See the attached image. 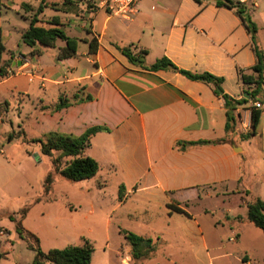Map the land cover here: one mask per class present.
<instances>
[{
	"label": "crops",
	"instance_id": "crops-1",
	"mask_svg": "<svg viewBox=\"0 0 264 264\" xmlns=\"http://www.w3.org/2000/svg\"><path fill=\"white\" fill-rule=\"evenodd\" d=\"M52 1L57 4L55 10L76 13L81 22L78 29L87 35L73 37L84 43V49L78 45L71 59H59L63 42L56 48L37 47L30 69L35 72L31 78L40 81L41 99L34 119L27 118L28 125L36 123L41 135L80 136L93 127L107 128L108 132L92 137L85 155L99 163L95 177L105 168L120 175L128 191L134 187L136 192L172 198L179 193L198 194L201 186L241 185L246 179L248 184L255 178L260 187L254 195L264 201V86L257 134L247 140L242 137L250 130L252 101L237 107V125L232 132L226 131L228 110L222 95L240 100L252 92L238 72L250 73L256 63L251 34L235 9L219 7L215 0H141L135 16L125 20L107 13L99 0H73L68 6L62 0ZM233 1L247 8L257 27V44L264 51V0ZM100 11L108 16L99 29L95 18ZM93 38L99 44L95 54L87 43ZM130 46L137 48L135 52H148L147 65L167 58L181 70L222 78L221 93L211 84L177 72H151L133 65L118 49ZM49 50L51 66L42 65L40 57ZM61 96L70 100L91 96L92 100L53 111ZM199 142L210 143L184 149L179 145ZM0 228L10 237L0 232V252L8 258L15 225L5 220ZM236 236L230 240L238 241L239 233ZM203 244L207 246L204 238ZM93 259L94 254L91 264ZM241 263L251 264L247 253Z\"/></svg>",
	"mask_w": 264,
	"mask_h": 264
},
{
	"label": "rangeland",
	"instance_id": "rangeland-1",
	"mask_svg": "<svg viewBox=\"0 0 264 264\" xmlns=\"http://www.w3.org/2000/svg\"><path fill=\"white\" fill-rule=\"evenodd\" d=\"M40 2L0 0V42L6 48L0 63V221H9L8 215H17L25 206H31L23 225L40 239L42 250L80 245L85 237L95 248L92 264H134L122 231L153 240L154 252L139 264H242L245 253L251 264H264V233L248 221L247 215V204L260 197L254 195L260 187L255 178L248 184L246 179L241 185L201 186L198 194L179 193L172 198L136 192L134 187L128 191L123 185L125 195L121 201L120 175L103 168L98 177L80 182L56 175L50 192H45L44 179L53 168L40 145L31 142L44 136L41 127L26 123L27 118L36 116L41 87L39 80L31 78L35 75L30 69L35 65L33 48L22 39L31 13L21 9L23 3L37 8ZM53 2L48 0L51 7L44 10L41 20L47 22L59 16L66 22L63 30L68 36H86V31L78 29L81 22L77 14L55 10ZM106 16L100 11L95 18L99 29ZM79 47L82 51L84 43L80 42ZM51 52L40 57L42 65L51 66ZM22 132L26 136L22 137ZM177 202L189 216L170 214L168 205L177 206ZM0 232L10 239L7 230L0 228ZM11 232L12 253L1 264H32L35 252L14 228ZM236 233L240 239L233 242L230 238H236Z\"/></svg>",
	"mask_w": 264,
	"mask_h": 264
},
{
	"label": "trees",
	"instance_id": "trees-1",
	"mask_svg": "<svg viewBox=\"0 0 264 264\" xmlns=\"http://www.w3.org/2000/svg\"><path fill=\"white\" fill-rule=\"evenodd\" d=\"M62 1L64 5L73 2V0ZM196 1L200 2V0ZM215 2L219 7L235 9L237 15L241 18L243 24L251 34L253 49L256 55V63L249 70L250 73H245L242 70H239L238 72L243 84L253 88L252 92H248L249 99L242 98L240 100H235L227 94L222 95L228 110L226 131L232 132L237 125L238 118L240 117L239 115L236 117L234 113L237 107L247 104L249 101H252V103L260 101L261 91L264 86V51L261 50L257 44V27L252 22L250 13L245 6L233 0H215ZM54 5L56 6L57 4ZM48 7L51 6L46 0H41L40 5L37 8L26 3L21 5V9L31 13V15L26 18L29 21V27L23 33V42L33 48V51L31 52L32 58L38 53L37 47L56 48L59 41L65 43L63 47L59 48V59L66 60L74 58L78 52L79 40L77 38L69 37L66 34L63 30L64 25L58 16L52 17L47 22L41 20V14H43L44 10ZM40 23H44L45 25H40ZM87 43L89 44L90 53L95 54L99 46L97 39L93 38ZM118 49L130 63L144 70L151 72H157L160 70L177 72L192 81L205 82L222 91V78L209 73L194 74L189 71L181 70L167 58H161L154 64L147 65L145 63L148 54L146 50H138L135 52L137 49L135 46ZM5 51V46L0 42V63ZM217 94L220 93L217 92ZM90 100H92L91 96H87L85 99L76 98L75 100H70L65 96H61L59 102L52 108V110L60 111L68 108L76 102ZM250 109V130L242 136L245 140L250 139L257 134L262 113L261 110L252 107ZM101 131L108 132L109 130L103 127H93L80 136L50 132L42 137L31 140L32 143L40 145L43 156L51 159L53 171H51L44 180V188L47 194L52 188L54 176L56 175L70 182L84 181L97 175L100 170L99 163L94 158L85 155V151L91 146L92 137ZM23 136H26L25 132H22V137ZM9 138L13 139V135H10ZM209 143L210 142H199L179 145H182V148L184 149L186 145L194 146ZM124 190V186H121L119 190V198L121 201L124 199ZM39 201L40 198L37 199V202ZM30 207L31 206H25L17 215H8V219L14 223L15 230L19 237L26 240L29 243V247L35 252L33 264H91L95 248L92 242L85 237L82 238V243L80 245H70L63 249H51L48 252L43 251L40 245V239L27 230L23 225V221L29 213ZM168 207L170 209V214L179 213L189 216L185 209L177 207L174 204H169ZM247 215L248 221L264 233V201L260 198L252 199L247 204ZM121 233L124 235L126 242L131 248V255L134 264H139L141 260L147 258L154 252L155 247L152 246V239L127 231H122ZM6 257L7 253L0 252V262Z\"/></svg>",
	"mask_w": 264,
	"mask_h": 264
},
{
	"label": "built area",
	"instance_id": "built-area-1",
	"mask_svg": "<svg viewBox=\"0 0 264 264\" xmlns=\"http://www.w3.org/2000/svg\"><path fill=\"white\" fill-rule=\"evenodd\" d=\"M245 2V0H241ZM141 0H99V6L106 10L112 16H116L125 20H131L138 12V6ZM252 108L262 109V103L255 101Z\"/></svg>",
	"mask_w": 264,
	"mask_h": 264
},
{
	"label": "water",
	"instance_id": "water-1",
	"mask_svg": "<svg viewBox=\"0 0 264 264\" xmlns=\"http://www.w3.org/2000/svg\"><path fill=\"white\" fill-rule=\"evenodd\" d=\"M201 1H204V0H201ZM216 91L219 92V93H221V90L219 88H216ZM248 97H249L248 94H246L245 95V98H248Z\"/></svg>",
	"mask_w": 264,
	"mask_h": 264
}]
</instances>
